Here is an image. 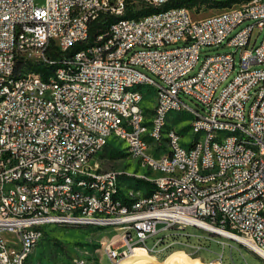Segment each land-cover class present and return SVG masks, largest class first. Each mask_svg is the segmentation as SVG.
I'll list each match as a JSON object with an SVG mask.
<instances>
[{"label":"built area","instance_id":"obj_1","mask_svg":"<svg viewBox=\"0 0 264 264\" xmlns=\"http://www.w3.org/2000/svg\"><path fill=\"white\" fill-rule=\"evenodd\" d=\"M36 1L0 0V264H28L44 240V228L70 226L71 220L121 230L122 241L106 248L115 264L141 244L145 247L158 223L177 229L196 226L264 250V204L252 205V198L264 196V69L253 68L264 65V37L253 44L256 32L264 29V0H241L200 19L185 8L118 25H111L109 17L125 14L128 5L170 0H45L42 6ZM101 17L104 34L95 39L98 48L71 52L88 40L92 23ZM225 42L236 48V55L240 51L239 66L236 55L216 53L206 55L196 71L201 50ZM49 51L60 56L50 59ZM20 58L30 63L65 60V67L55 71L73 77L74 91L52 85L48 75L10 84L11 74L26 71L27 64L18 67ZM134 77L146 78V84L161 91L145 127L137 126L139 108L153 97L121 92V85ZM47 95L59 98V107H50ZM183 96L197 101L205 114L191 109ZM176 105L196 112L197 137L185 146L182 135L166 123L175 152L153 155V147L145 152L150 142L138 143L137 135H155L160 112ZM115 111H124V118H115ZM119 119L132 124V133L123 137L132 139L131 157L150 174L144 178L153 186H176L174 197L140 199L130 189L121 205H111L115 192L123 194V173L100 170L91 155L96 146L107 145L106 132H118ZM76 122L90 123L95 135L74 131ZM225 127H241L246 144L221 138L223 146L210 147L208 137L219 136ZM209 164H216V173H206ZM150 165L164 168V175L150 173ZM19 173H26L24 185L12 186ZM106 174H114V181H106ZM64 176L83 179V186L112 188V196L107 205L85 195L69 197L67 187L50 186V179ZM94 177H103V184H94ZM14 187H21V199H14ZM52 196H60L61 204L53 205L54 215H46ZM210 201H219V209H211ZM64 203H71V210H64ZM100 208H108V219L92 220ZM116 211H125V218H116ZM132 211H139V219L135 229H127ZM164 243L158 239L146 248L153 253ZM163 247L172 248L170 243ZM68 264L100 262L79 257Z\"/></svg>","mask_w":264,"mask_h":264},{"label":"rangeland","instance_id":"obj_2","mask_svg":"<svg viewBox=\"0 0 264 264\" xmlns=\"http://www.w3.org/2000/svg\"><path fill=\"white\" fill-rule=\"evenodd\" d=\"M45 0H37L36 3L39 6L44 4ZM230 7L224 0H207L204 2H196L188 6L191 14L195 19L204 18L217 14ZM141 10L140 7H136ZM186 8V7H185ZM251 23V22H249ZM264 37V29L262 32L257 31L254 38H257V44L259 45ZM219 48H203L201 50L200 64L203 62L206 55H214L216 53H235L236 48L226 45ZM182 46L183 44H178ZM240 51L236 55V65L239 66ZM254 69H264V65H255ZM31 70V69H30ZM156 82L158 79L150 75ZM145 91L149 90V87H144ZM152 91H149L151 94ZM254 97L247 104V111L254 102ZM154 99L146 97L143 101V106L146 108L151 105ZM183 101L193 110H202V106L192 98L183 96ZM149 113V111H148ZM192 114L184 111L172 112L168 116L169 127H174L181 135V142L185 146H189L196 138L191 125ZM164 144V143H162ZM93 165L98 163L99 169L102 171L117 170L123 173L121 177L122 186L135 190V193H140L139 190H146L142 180L150 181L144 177H149L148 171L129 155L128 149L122 141L112 138L108 141L107 145H104L103 149L99 152L94 160L91 162ZM150 173H156V175H163L160 171H153ZM154 187V186H153ZM152 187V189H153ZM151 189V190H152ZM151 192V191H150ZM157 234L150 237L145 247L150 248L153 246L154 241L158 239L165 240L163 246L170 243L171 246H175L180 251L172 252L164 261L157 262L154 257L148 255L146 252H142L143 258H133L132 255L128 259L122 260L119 264H169L168 258L174 254H185L187 259L194 261V264H203L199 259L191 257L185 251H196L202 259L206 261H214L220 258L223 264H264V260L258 255L250 251L243 246L240 242L226 238L221 235L210 234L205 230H202L196 226H188L185 229H177L174 227H164V224H157ZM123 232L114 227L98 228L93 226H62L57 224L48 225L44 228V240L41 245L35 250L32 257L29 259L28 264H68L74 258L84 257L87 259L97 260L100 264H115L108 254L106 248L118 244L121 240ZM135 239L137 236L135 234ZM144 246V244H141ZM161 245L160 248L163 247ZM200 248L198 249V247ZM125 248L120 249V254L123 253ZM185 250V251H183ZM137 252V251H136ZM158 252V250H155Z\"/></svg>","mask_w":264,"mask_h":264},{"label":"bare ground","instance_id":"obj_3","mask_svg":"<svg viewBox=\"0 0 264 264\" xmlns=\"http://www.w3.org/2000/svg\"><path fill=\"white\" fill-rule=\"evenodd\" d=\"M166 4L160 5H152V6H140L142 8H155L156 10L145 14V17H153L154 16H165L171 15V11H177L178 9H185V7H170L165 8ZM134 11H138L135 7ZM143 16L139 18H143ZM137 18L125 17V14L112 16L111 25L118 24H126V23H134ZM104 34L103 30L95 35V39H101V35ZM98 48V41H94L93 44L85 47V50H96ZM228 55H236L235 53H228ZM48 66L46 70V75L48 78H52V85H63L66 86V91H74L73 77H66L64 74H56L57 68L65 67V60H51L45 62ZM52 67H56L55 69H51ZM46 69V68H45ZM37 78H45V73L42 70H30L26 66V71H20L18 73H14L10 75V84H20V82L30 81L31 79ZM144 87H149L148 91H145ZM149 91H152L149 94ZM121 92H123V96L125 97H137L139 94H145L153 97L154 101H152L151 105L147 106V108H139V117L137 119L138 127H145L148 125V111H155V101H161V91L159 88L155 87L154 84H146V78L144 77H134L131 78V84L121 85ZM47 104L50 107H59V98L55 97V95H47ZM192 114V122H196V112L191 110H187L183 105H176V107H168L164 108L163 111L160 112V121L155 125V135H137L138 143H148L145 144V152H152L153 147V155H166V150L168 152H175V143H171V137L169 133H167V124L168 116L172 112L184 111ZM115 118H124V111H115ZM261 122L264 124V115H261ZM119 128L118 132H106V141H109L112 138H116L123 143H125L129 155L133 156V142L131 138H124L125 134L132 133V124L126 119H119ZM191 128L194 134L197 137V128H195L192 123ZM74 131L84 132L86 135H95V128L90 123L85 122H76L74 124ZM158 136L160 141V146H158ZM221 138H230L234 139L236 144H246V135L241 131V127H225L219 130V136H209L208 137V145L210 147H218L223 146V139ZM164 143V144H162ZM104 145L95 147V155H91V162L96 158L99 152L103 149ZM151 172L160 171L164 175V168H157V165H150ZM206 173H216V164H209L206 166ZM26 181V173H19L12 179V186H23ZM106 181H114V174H106ZM94 184H103V177H94ZM50 186H65L67 187V194L69 197H77L79 195H85L87 199H95L96 203L99 205H107V200L112 196V188H101L98 185H88L83 186V179H73L71 176H64V178L58 179H50ZM176 195V186H154L151 192L148 194H140V199H147V197H174ZM123 196H130V191L123 189L122 192H115L114 197H111V205H121L123 203ZM14 199H21V187H14ZM61 197L60 196H52V205H46V215H54V206L60 205ZM264 204V196L256 195L252 198L253 206H261ZM211 209H219V201H210ZM64 210H71V203H64ZM109 217L108 208H100L96 209L94 213H92V220H105ZM116 218H125V211H116ZM139 219V211L130 212V218L126 219V227L127 229H135L137 226V220ZM261 224L264 225V216H261ZM70 225L73 226H93L95 224L85 223L83 220H71ZM176 225H168L167 227H174ZM123 239L119 240L120 243ZM243 246L248 248L250 251L258 255L260 258L264 260V250H260L257 248H250V243L246 241H238ZM117 245V242L116 244ZM112 246V245H111ZM134 250L132 254L134 257L143 258V254L141 251ZM110 257L109 251L106 252ZM132 255H129L124 259H128ZM187 255L174 253L168 258L169 264H194V261L187 259ZM113 262H115V258H110ZM121 260V261H122ZM119 261L118 264L121 262Z\"/></svg>","mask_w":264,"mask_h":264},{"label":"trees","instance_id":"obj_4","mask_svg":"<svg viewBox=\"0 0 264 264\" xmlns=\"http://www.w3.org/2000/svg\"><path fill=\"white\" fill-rule=\"evenodd\" d=\"M207 0H170L166 5H165V8H170V7H186L188 8V6H190L191 4L193 3H196V2H204ZM228 5H230V7L234 4V3H237V2H240L241 0H224ZM134 8L135 6L133 5H128L127 6V10H126V13H125V17H135V18H139L145 14H148V13H151L153 11H155L156 9L155 8H142L141 10H138V11H134ZM229 8V7H228ZM109 19H112L111 17H109ZM102 20H103V17H101L99 20L95 21L92 23L91 25V30H90V34H89V38L87 41L83 42V43H79V44H76L72 49H71V52H75V51H78V50H81L91 44L94 43L95 41V35L100 33L104 27H102ZM49 58L50 59H57L59 56H60V53L58 52H55V51H49ZM27 64L26 66L32 70H42L45 75H46V70L48 69V66L42 62H39V63H30V62H27L25 61L23 58H20L19 61H18V67L20 68L22 65H25ZM46 68V69H45ZM55 69L56 67H52L51 69ZM144 185L146 186V188H150L153 184L150 182V181H147V180H142ZM172 248H170L168 251H167V254L164 255L162 258H161V261H164L173 251H178V250H181V249H177L175 246H171ZM194 258L196 257L194 254L192 255Z\"/></svg>","mask_w":264,"mask_h":264},{"label":"crops","instance_id":"obj_5","mask_svg":"<svg viewBox=\"0 0 264 264\" xmlns=\"http://www.w3.org/2000/svg\"><path fill=\"white\" fill-rule=\"evenodd\" d=\"M120 182H121V181H120ZM120 185H121V188H123L124 190L127 189V188H124V187L122 186V182L120 183ZM152 187H153V185H152L150 188H146V187H145V188H146L145 191H143V190H139V191H140V193H142V194H148V193L151 191ZM164 241H165V240H164ZM150 248H151V247H150ZM199 248H200V246H199ZM135 250H137V251H141V252H146V253H148V255L154 257L155 260H156L157 262H162V261H161V258H162L164 255L167 254V251H168L169 249H165L164 247H162V248H160V249L158 250V252L150 253L146 247L138 246V247L135 248ZM178 251H180V250H178ZM183 251H185V250H183ZM173 252H175V251H173ZM185 252L188 253L191 257H193L192 255L194 254V255L196 256L195 258L199 259L203 264H223V262H222V260H221L220 258H218V259H216V260H214V261H206V260L202 259L198 254H196V253H195L196 251H194V250H191L190 252H188V251H185ZM193 258H194V257H193Z\"/></svg>","mask_w":264,"mask_h":264}]
</instances>
